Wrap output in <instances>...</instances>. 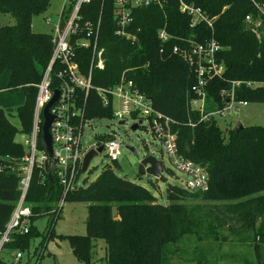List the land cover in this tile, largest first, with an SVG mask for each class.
I'll return each instance as SVG.
<instances>
[{"label": "trees", "instance_id": "1", "mask_svg": "<svg viewBox=\"0 0 264 264\" xmlns=\"http://www.w3.org/2000/svg\"><path fill=\"white\" fill-rule=\"evenodd\" d=\"M184 1L201 8L209 17H216L214 37L221 46L218 58L225 72L224 80H214L208 85V101L215 100V105L221 106L218 93L228 81H264V21L257 32L245 22L247 15L253 20L258 17L251 1ZM255 1L264 5V0ZM49 5L50 0H0V12L15 19L13 26L0 27V233L19 198L17 169L24 155L22 145L15 141L19 132L8 118L16 113L22 131L29 134L36 85L52 53L50 35L34 33L32 20L46 12ZM87 8L89 6L83 9ZM135 25L140 32L137 40L131 43L115 37L110 15L104 16L98 38L99 46L104 49V68L92 71V87L106 88L120 80H131L151 100L156 111L176 122L178 153L206 170L208 190L190 193L169 185L166 188L167 204L161 205L146 188L119 178L105 167L92 183L84 184L66 196V201L88 205L86 236L70 239L75 256L83 264H92L94 245L90 240L103 238L105 264H170L178 254L171 246L184 237L199 231L209 235L210 229L223 232L227 229L229 235L238 236L242 242H253L254 257L261 264L264 249V128L243 126L238 131L229 125L228 129L222 130L215 122L197 123L195 114L188 115L185 102L195 81L193 73L179 56L172 54L174 44L162 45L156 33L165 27L174 36L201 41L210 36V31L202 25L190 28L189 19L178 11L176 0H168L163 9L151 6L139 10ZM78 61L87 75L89 53L78 51ZM81 98L83 102V94ZM238 98L249 104L264 103V89L241 90ZM84 116L86 119L110 118L111 109L102 107L100 98L90 91ZM188 120L194 123L192 127ZM107 139L101 138L102 141ZM112 163L118 167L117 162ZM59 196L56 182L51 179L41 183L40 175L35 171L25 203L34 215L41 207L43 213L46 203L56 202ZM194 197L209 205L203 211L197 206L184 205L186 200ZM113 207L117 209L115 219L111 216ZM59 213L50 216V228ZM34 219L32 216L29 232L16 236L9 244V250L26 252L29 249L31 240L38 233L33 226ZM256 238L258 243H255ZM192 262L205 264L198 257H193Z\"/></svg>", "mask_w": 264, "mask_h": 264}, {"label": "built area", "instance_id": "2", "mask_svg": "<svg viewBox=\"0 0 264 264\" xmlns=\"http://www.w3.org/2000/svg\"><path fill=\"white\" fill-rule=\"evenodd\" d=\"M250 1L257 10L258 17L253 20L251 15H247L245 22L257 32L264 21V5L255 0ZM93 3L96 5L92 6ZM176 3L178 11L188 17L190 28L202 25L210 31V36L201 41L174 36L165 27L156 33L157 40L162 45L171 42L174 44L171 47L172 54L179 56L193 73L195 81L186 96V111L188 115L197 116V123L215 122L219 125L218 121L222 120L227 124L230 117L249 106L246 100L238 98V92L264 89V81H228L227 86L218 93L222 105H215V100L208 101V85L214 80H224L225 72V67L218 58L221 46L214 37L216 17H209L201 8L184 0H176ZM167 4L168 0H63L53 13L46 14V11L42 14L44 23L50 26L52 53L43 76L36 85L30 132L23 135L21 143L24 155L17 169L20 194L0 233V264L2 253L11 251L8 246L14 238L29 232L33 214L25 199L34 172L40 175L41 183L48 180L49 157L41 146V136L43 110L52 99L53 90L58 91V99L49 110L50 115L56 117L49 128L54 166L50 171V179L56 182L60 196L52 204L49 215L59 213L66 196L82 187L78 184L79 177L83 157L88 151H96L102 146V152L110 161L117 162L123 146V141L113 135H109V139L105 141L101 140L104 136H100L91 146H82L85 124L99 120L86 119L84 116V106L90 91L97 94L102 107H110V119L116 121L118 126L126 127L127 119H130L132 126L148 128L152 138L161 145L171 168L183 176L180 181L182 189L190 193H204L208 190L206 170L178 153L176 122L156 111L151 100L131 80H120L106 88H93L91 84L92 71L104 68V49L98 43L104 16L110 15L115 37L134 43L140 32V28L135 25L136 12L151 6L163 9ZM88 6L89 8L83 9ZM80 50H85L90 55L87 75L83 73L78 61ZM122 122L123 125L120 124ZM188 125L192 127L194 123L188 120ZM15 252L14 263L19 262L24 253Z\"/></svg>", "mask_w": 264, "mask_h": 264}, {"label": "rangeland", "instance_id": "3", "mask_svg": "<svg viewBox=\"0 0 264 264\" xmlns=\"http://www.w3.org/2000/svg\"><path fill=\"white\" fill-rule=\"evenodd\" d=\"M62 1L50 0V7L46 14L53 13ZM14 24L15 19L12 16L0 12V27L13 26ZM32 31L34 33L50 34V26L44 23L43 15L33 18ZM8 119L19 132V135L15 137V141L21 144L24 132L16 113H13ZM132 124L130 119H127L126 127L118 126V123L110 118L93 120L85 124L81 140L83 147L91 146L100 136L108 138L109 135L121 139L123 146L120 149V155L116 163L118 167L110 161L105 153H99L90 161L87 171L80 174L78 184L83 186L92 183L101 171L108 167L119 178L127 179L146 188L157 198L159 204L166 205L167 186L181 187L180 181L183 180V176L171 168L168 158L162 152L161 145L152 138L148 128L139 127L137 130L132 131ZM218 124L222 130L227 129L228 125L236 127L237 124L264 128V103L249 104L247 109H243L238 114L230 117L227 122L228 125L222 120H219ZM130 149H133V151ZM145 155H152L163 164L164 171L157 183L154 177L138 175V163ZM168 171L173 172V175ZM198 197L186 200L184 205L187 207L197 206L203 211L209 204L201 201ZM52 204V201H48L43 213L40 211L42 207L34 212L33 218L36 219L33 220V226L38 233L31 240L28 251L22 253L20 262L14 263L15 251H4L1 256L6 264H83L75 256L70 239L75 236H86L88 205L82 202L65 201L56 222L50 228L49 219L51 215H49V207ZM210 230L212 233H209V235L199 231L198 234L186 236L181 242L171 246L173 251L178 250V254L170 264H196L192 262L193 257L201 258V261L205 264H259L252 250L253 242H242L238 239V236L229 235L227 229L224 232L219 229ZM90 242L94 245L91 263L105 264V240L97 238L91 239ZM258 242L259 240L256 238L255 243ZM261 264H264V256Z\"/></svg>", "mask_w": 264, "mask_h": 264}, {"label": "water", "instance_id": "4", "mask_svg": "<svg viewBox=\"0 0 264 264\" xmlns=\"http://www.w3.org/2000/svg\"><path fill=\"white\" fill-rule=\"evenodd\" d=\"M58 99V91L53 90L52 91V99L50 102L45 106L43 110V126H42V136H41V146L44 149L45 153L49 157V173L47 175L48 181L50 182V171L53 170V155H52V149H51V141H50V135H49V128L51 127L52 123L56 120L55 116L50 115L49 110L51 107L55 104V102ZM123 125V122L120 123ZM237 130H241L243 128L242 125L237 124L236 125ZM138 129V125L131 126V130L135 131ZM103 147L100 146L98 149L90 150L88 151L82 160V166H81V172L84 173L87 171V168L89 166L90 161L97 156V154L102 152ZM133 151V149H130ZM164 171L162 163L157 160L152 155H145L138 163V175L140 176H148V177H154L155 182H158V179L160 178V175ZM111 216L113 219L117 217V209L116 207H113L111 209Z\"/></svg>", "mask_w": 264, "mask_h": 264}, {"label": "crops", "instance_id": "5", "mask_svg": "<svg viewBox=\"0 0 264 264\" xmlns=\"http://www.w3.org/2000/svg\"><path fill=\"white\" fill-rule=\"evenodd\" d=\"M246 109H247V108H246ZM263 256H264V249H263ZM19 262H20V261H19ZM2 263H3V264H6L5 261L3 260V258H2Z\"/></svg>", "mask_w": 264, "mask_h": 264}]
</instances>
